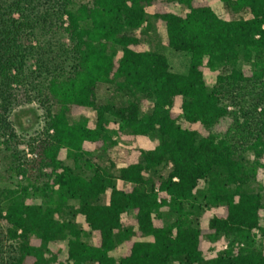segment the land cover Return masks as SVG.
<instances>
[{
    "label": "trees",
    "instance_id": "16d2710c",
    "mask_svg": "<svg viewBox=\"0 0 264 264\" xmlns=\"http://www.w3.org/2000/svg\"><path fill=\"white\" fill-rule=\"evenodd\" d=\"M220 1L0 0V264H264V0Z\"/></svg>",
    "mask_w": 264,
    "mask_h": 264
},
{
    "label": "rangeland",
    "instance_id": "374dc122",
    "mask_svg": "<svg viewBox=\"0 0 264 264\" xmlns=\"http://www.w3.org/2000/svg\"><path fill=\"white\" fill-rule=\"evenodd\" d=\"M211 7L214 11L221 16L222 18L229 19L234 17L245 16L242 12L231 13L229 12L223 3L220 0H208ZM163 52L166 54L169 62L170 70L177 73H184L187 70L189 64L190 55L187 52H179L174 51L170 48L164 47ZM217 71H212L206 69L205 71V79L208 85H211L215 79ZM87 114L90 116V122L93 121V116L91 113ZM11 121L16 129V131L21 134L22 138L27 139L30 136L36 135V132L40 131L42 118H41V110L35 104H24L21 106H17L14 108L11 114ZM24 136V137H23ZM136 144L141 147H152L153 144L151 140L144 136H138L136 138ZM21 149L24 150L25 153L28 152L29 147L24 143L21 146ZM84 147L89 149L91 146L88 142L84 143ZM28 158L34 157V155L28 152ZM60 157L64 159L66 164H71L70 159L64 158V151L61 152ZM23 178L22 176H17L11 179V186H17L18 183H21ZM204 248L209 250L208 243H204ZM210 251V250H209Z\"/></svg>",
    "mask_w": 264,
    "mask_h": 264
}]
</instances>
